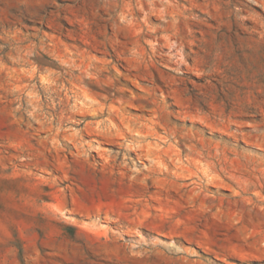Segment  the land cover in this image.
Segmentation results:
<instances>
[{
    "label": "rangeland",
    "instance_id": "1",
    "mask_svg": "<svg viewBox=\"0 0 264 264\" xmlns=\"http://www.w3.org/2000/svg\"><path fill=\"white\" fill-rule=\"evenodd\" d=\"M0 264H264V0H0Z\"/></svg>",
    "mask_w": 264,
    "mask_h": 264
}]
</instances>
